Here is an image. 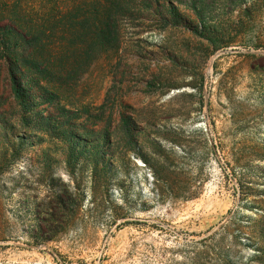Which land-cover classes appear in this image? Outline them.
I'll return each mask as SVG.
<instances>
[{
    "label": "rangeland",
    "instance_id": "rangeland-1",
    "mask_svg": "<svg viewBox=\"0 0 264 264\" xmlns=\"http://www.w3.org/2000/svg\"><path fill=\"white\" fill-rule=\"evenodd\" d=\"M115 3L52 102L0 59V264H264V0Z\"/></svg>",
    "mask_w": 264,
    "mask_h": 264
},
{
    "label": "trees",
    "instance_id": "trees-1",
    "mask_svg": "<svg viewBox=\"0 0 264 264\" xmlns=\"http://www.w3.org/2000/svg\"><path fill=\"white\" fill-rule=\"evenodd\" d=\"M116 7L115 0H0V59L16 99L52 102L61 89L53 78L91 62L94 47L114 40Z\"/></svg>",
    "mask_w": 264,
    "mask_h": 264
}]
</instances>
